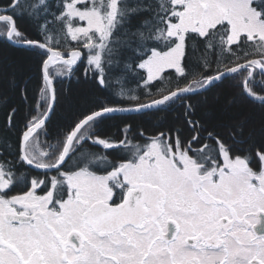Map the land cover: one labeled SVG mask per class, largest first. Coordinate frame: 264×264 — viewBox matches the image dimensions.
Masks as SVG:
<instances>
[{
  "label": "snow or ice",
  "instance_id": "obj_1",
  "mask_svg": "<svg viewBox=\"0 0 264 264\" xmlns=\"http://www.w3.org/2000/svg\"><path fill=\"white\" fill-rule=\"evenodd\" d=\"M0 43L38 77L2 101L0 264H264V0H0ZM78 62L103 95L49 139Z\"/></svg>",
  "mask_w": 264,
  "mask_h": 264
},
{
  "label": "trees",
  "instance_id": "obj_2",
  "mask_svg": "<svg viewBox=\"0 0 264 264\" xmlns=\"http://www.w3.org/2000/svg\"><path fill=\"white\" fill-rule=\"evenodd\" d=\"M81 68V65H78L77 68H74L70 77L58 78L55 83L61 105L58 106L57 116L54 117L53 125L49 128V132L52 134L49 139L55 135L57 128L65 123V118L72 112L86 107L97 95H103L94 87L91 77L85 79ZM13 71H15V86L11 81ZM26 80L28 81L27 87L31 97L34 95L38 83L34 55L17 51L4 43H0V132L4 130L6 113L9 111V108L2 101L6 100L7 105L20 108V115H23L25 104L20 96V87L25 84ZM223 90L225 92L229 91L226 85ZM69 101L71 107H69ZM174 116L175 113H169L162 126L167 127L171 124ZM115 123V121H109L105 126V132H115V128L112 127ZM143 126L147 127L149 131L153 130L151 124Z\"/></svg>",
  "mask_w": 264,
  "mask_h": 264
},
{
  "label": "rangeland",
  "instance_id": "obj_3",
  "mask_svg": "<svg viewBox=\"0 0 264 264\" xmlns=\"http://www.w3.org/2000/svg\"><path fill=\"white\" fill-rule=\"evenodd\" d=\"M78 65H81V67H82L81 70H82V72H83V67H84V66H83V64H81L80 62H79L74 68H77ZM82 74H83V73H82ZM63 78H64V77H63Z\"/></svg>",
  "mask_w": 264,
  "mask_h": 264
},
{
  "label": "water",
  "instance_id": "obj_4",
  "mask_svg": "<svg viewBox=\"0 0 264 264\" xmlns=\"http://www.w3.org/2000/svg\"><path fill=\"white\" fill-rule=\"evenodd\" d=\"M78 63H79V62H78ZM75 66H76V65H75ZM75 66H74V67H75Z\"/></svg>",
  "mask_w": 264,
  "mask_h": 264
}]
</instances>
